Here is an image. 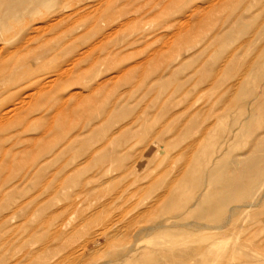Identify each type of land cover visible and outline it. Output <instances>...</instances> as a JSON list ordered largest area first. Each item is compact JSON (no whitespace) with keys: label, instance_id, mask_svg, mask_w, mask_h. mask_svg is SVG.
<instances>
[{"label":"rangeland","instance_id":"374dc122","mask_svg":"<svg viewBox=\"0 0 264 264\" xmlns=\"http://www.w3.org/2000/svg\"><path fill=\"white\" fill-rule=\"evenodd\" d=\"M1 119L0 264H264V0H0Z\"/></svg>","mask_w":264,"mask_h":264},{"label":"bare ground","instance_id":"6f19581e","mask_svg":"<svg viewBox=\"0 0 264 264\" xmlns=\"http://www.w3.org/2000/svg\"><path fill=\"white\" fill-rule=\"evenodd\" d=\"M39 90V89H38ZM22 100H24L23 98H22ZM26 103V102H25ZM27 103H28V101H27ZM20 104H21V102H20ZM23 105H24V103H23ZM13 108V107H12ZM60 108V107H59ZM9 110V109H8ZM6 111V110H5ZM5 113V112H4ZM6 114V116H7V113H5ZM3 115V114H2ZM9 116V115H8ZM7 116V117H8ZM5 117V116H4ZM1 122H2V119L0 120ZM3 121H4V119H3ZM233 186H235V185H233ZM231 188H233V187H231Z\"/></svg>","mask_w":264,"mask_h":264}]
</instances>
